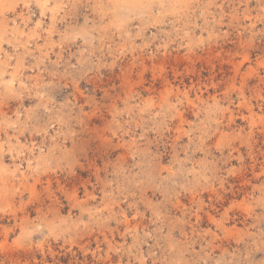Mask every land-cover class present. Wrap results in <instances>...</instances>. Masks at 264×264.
Segmentation results:
<instances>
[{
    "label": "clouds",
    "instance_id": "9594fccd",
    "mask_svg": "<svg viewBox=\"0 0 264 264\" xmlns=\"http://www.w3.org/2000/svg\"><path fill=\"white\" fill-rule=\"evenodd\" d=\"M0 264H264V0H0Z\"/></svg>",
    "mask_w": 264,
    "mask_h": 264
}]
</instances>
